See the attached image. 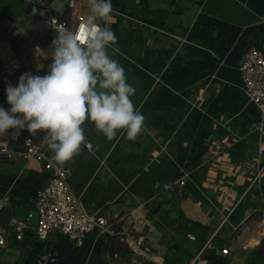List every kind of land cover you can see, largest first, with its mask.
Instances as JSON below:
<instances>
[{
  "label": "crops",
  "instance_id": "1",
  "mask_svg": "<svg viewBox=\"0 0 264 264\" xmlns=\"http://www.w3.org/2000/svg\"><path fill=\"white\" fill-rule=\"evenodd\" d=\"M0 0V107L10 108L6 87L24 73L43 76L52 63L55 33L43 23L56 15L73 30L88 5L68 0ZM111 57L135 88L132 102L144 120L128 139L107 140L86 121L85 140L69 161H58L83 206L123 235L113 241L98 230L75 242L60 233L46 241L30 225L22 241L8 230L15 215H29L57 161L43 132L9 130L0 136V264H190L206 245L207 264H264V183L247 194L259 169L252 125L257 108L243 92L246 51L264 44V0H112ZM102 23V22H101ZM40 155L24 157V141ZM92 142L87 152L85 142ZM183 199L175 191L180 181ZM230 255L223 258L222 248ZM47 252V254H46Z\"/></svg>",
  "mask_w": 264,
  "mask_h": 264
},
{
  "label": "clouds",
  "instance_id": "2",
  "mask_svg": "<svg viewBox=\"0 0 264 264\" xmlns=\"http://www.w3.org/2000/svg\"><path fill=\"white\" fill-rule=\"evenodd\" d=\"M87 5L75 30H56L47 74L24 73L16 86L9 83L10 108L0 107V136L10 129L43 132V142L62 162L80 150L86 121L113 140L118 132L135 138L144 120L131 99L135 88L109 53L117 40L112 0H87Z\"/></svg>",
  "mask_w": 264,
  "mask_h": 264
},
{
  "label": "built area",
  "instance_id": "3",
  "mask_svg": "<svg viewBox=\"0 0 264 264\" xmlns=\"http://www.w3.org/2000/svg\"><path fill=\"white\" fill-rule=\"evenodd\" d=\"M29 5L44 4L43 0H25ZM82 5H87V0H68V7L71 9ZM84 16L78 17L77 25ZM45 26L56 34L60 28H68L67 23L56 15H46L43 18ZM76 25V27H77ZM76 27L73 29L75 30ZM55 36L50 39L52 40ZM243 81V92L247 101L253 104L259 111L258 120L252 125L251 132L256 136L257 164L259 169L253 174L248 184L245 194L254 188L260 189L264 183V44L253 45L245 53L244 62L240 67ZM24 157L31 159L40 155V144L35 142L31 137L24 141ZM85 149L91 152L93 149L92 142H85ZM0 153H9L7 146L0 148ZM47 170H54L48 183L44 185L36 196V211L38 213V225L35 227V235L41 241H46L53 233H60L71 241L81 242L83 239L99 231L101 234L110 238L116 235H123L125 240L131 246L138 247L134 236L127 232L117 231L113 225L103 219L99 223V211L89 212L82 204L80 197L72 189L68 182L65 170L61 165H57L53 160L48 159L45 165ZM184 181L178 183V187H183ZM9 202L7 196H0V215ZM30 218L27 213L23 216L15 215L8 223V230L15 236L18 241H22L26 231L30 229ZM209 244H206L193 258L190 264H207L204 251ZM4 247L0 243V247ZM220 255L227 258L230 250L226 247L220 250ZM56 255L48 254L43 264H52L56 262ZM223 264H231L225 261Z\"/></svg>",
  "mask_w": 264,
  "mask_h": 264
},
{
  "label": "water",
  "instance_id": "4",
  "mask_svg": "<svg viewBox=\"0 0 264 264\" xmlns=\"http://www.w3.org/2000/svg\"><path fill=\"white\" fill-rule=\"evenodd\" d=\"M55 163H56L57 165H60V164L58 163V161H55ZM50 171H51L52 174L55 173L54 170H50ZM65 175L67 176V173H66V172H65ZM175 191H176V192H179L180 195H181V197H182L183 199H186V198H187V192H188L187 189H185V188L180 189L179 187H177V188H175ZM98 221H99V223H102V222H103V219L99 217V218H98ZM29 224H30L31 226H33V227H36V226L38 225V213H37V211H36V205H33V206L31 207ZM1 242H2V236L0 235V243H1ZM46 254H47V252H46ZM45 258H46V256L42 259V261H44Z\"/></svg>",
  "mask_w": 264,
  "mask_h": 264
},
{
  "label": "trees",
  "instance_id": "5",
  "mask_svg": "<svg viewBox=\"0 0 264 264\" xmlns=\"http://www.w3.org/2000/svg\"><path fill=\"white\" fill-rule=\"evenodd\" d=\"M49 1V0H47ZM119 231V230H117ZM118 237V235H116L115 237L112 238L113 241V246H112V253L114 252V240ZM260 249L264 252V240L262 241L261 245H260Z\"/></svg>",
  "mask_w": 264,
  "mask_h": 264
}]
</instances>
